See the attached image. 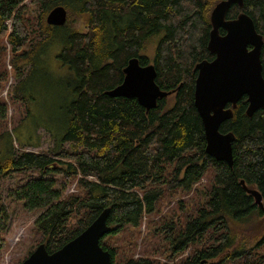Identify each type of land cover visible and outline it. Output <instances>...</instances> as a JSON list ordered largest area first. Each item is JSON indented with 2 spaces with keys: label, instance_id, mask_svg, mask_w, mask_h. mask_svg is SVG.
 <instances>
[{
  "label": "trees",
  "instance_id": "trees-1",
  "mask_svg": "<svg viewBox=\"0 0 264 264\" xmlns=\"http://www.w3.org/2000/svg\"><path fill=\"white\" fill-rule=\"evenodd\" d=\"M26 1L0 0V91L8 78L7 45L18 75L28 66L20 53L64 29L66 44L57 58L75 75L76 99L53 154L0 158V252L7 247L9 206L19 204L25 213H39L28 229L33 240L27 255L39 244L52 254L108 209L111 230L99 245L111 264H264V231L252 239L238 225L252 213L264 220V109L248 117L244 97L221 124L220 133L234 135L229 167L205 153L193 101L195 68L214 58L207 48L210 14L223 0H29L42 10L34 26ZM57 5L66 9V23L48 26L45 16ZM240 13L263 37L264 78V0L232 5L225 19ZM160 32L150 62L146 43ZM133 57L142 66L153 64L156 85L170 92L154 110L105 94L122 82ZM7 109L0 99V127ZM63 143L70 150L59 151ZM26 172L35 175L3 189L7 178Z\"/></svg>",
  "mask_w": 264,
  "mask_h": 264
},
{
  "label": "water",
  "instance_id": "water-1",
  "mask_svg": "<svg viewBox=\"0 0 264 264\" xmlns=\"http://www.w3.org/2000/svg\"><path fill=\"white\" fill-rule=\"evenodd\" d=\"M232 5L242 8L243 0H223L210 14L207 48L214 58L196 66L193 94L194 107L203 125L205 153L229 167H232L234 135L220 133L221 124L233 117V110L244 97L248 117L264 109L263 37L244 13L233 20L225 19ZM66 20L67 11L61 5L53 7L45 16V23L53 27L64 26ZM123 75L118 86L105 92L108 97L135 99L148 112L157 107L158 100L170 95L156 85L154 65L142 66L137 57L127 62ZM248 193L263 209L258 195ZM108 212V209L103 210L84 231L52 254L46 251L44 244H39L21 264H111L110 253L99 245L100 239L111 230L107 225Z\"/></svg>",
  "mask_w": 264,
  "mask_h": 264
},
{
  "label": "rangeland",
  "instance_id": "rangeland-1",
  "mask_svg": "<svg viewBox=\"0 0 264 264\" xmlns=\"http://www.w3.org/2000/svg\"><path fill=\"white\" fill-rule=\"evenodd\" d=\"M26 4L27 18L30 25L34 26L42 10L29 5V0ZM74 28L81 30L79 24ZM67 33L68 31L60 29L55 33V37L43 41L36 50L30 49L20 53L28 59V66H22L18 75L10 63L11 53L7 45L4 63L8 78L0 91V99L8 103L6 120L0 127L2 160H8L12 154L16 155L21 151L51 153L55 149L56 141L65 134L70 118L69 107L76 99L75 75L57 58L59 51L66 44ZM163 34L160 32L147 40L144 56L150 62L154 59L155 49ZM63 150H70V145L63 143L59 151ZM30 175L34 176L35 173L26 172L10 176L5 180L3 189L23 183ZM205 181L200 185L202 189ZM71 188L65 193L70 192ZM9 212L8 228L4 235L7 247L0 252V264H21L28 257L23 251L33 240L29 226L39 213H25L19 204L9 206ZM238 225L245 235H250L252 239L264 231L263 217L256 213L249 214Z\"/></svg>",
  "mask_w": 264,
  "mask_h": 264
}]
</instances>
